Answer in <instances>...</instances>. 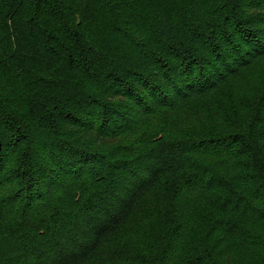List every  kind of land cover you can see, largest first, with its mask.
Returning <instances> with one entry per match:
<instances>
[{
  "label": "trees",
  "instance_id": "16d2710c",
  "mask_svg": "<svg viewBox=\"0 0 264 264\" xmlns=\"http://www.w3.org/2000/svg\"><path fill=\"white\" fill-rule=\"evenodd\" d=\"M0 264H264V0H0Z\"/></svg>",
  "mask_w": 264,
  "mask_h": 264
}]
</instances>
